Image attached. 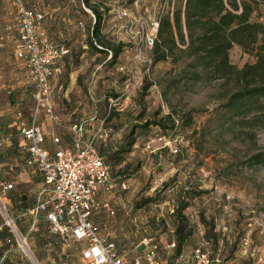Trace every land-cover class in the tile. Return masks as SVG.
<instances>
[{
	"label": "rangeland",
	"instance_id": "1",
	"mask_svg": "<svg viewBox=\"0 0 264 264\" xmlns=\"http://www.w3.org/2000/svg\"><path fill=\"white\" fill-rule=\"evenodd\" d=\"M97 1L111 8L106 14L103 33L113 44L124 43L117 58H111V52L89 48L87 37L94 19L90 9L83 13L76 0H28L30 7L40 5L38 9L45 13L42 30L53 41L70 47L69 54L59 62L61 72L51 80L60 116L67 107L63 90L67 85L73 89L74 105L84 111L79 118L91 116L94 103L97 104V109L101 108L100 118H111L104 126L115 138L133 124L160 118L172 110L194 111L193 124L187 127L167 132L155 125L137 128V142L127 162L132 168L137 165L139 170L124 180L126 187L121 182L106 193L115 214L102 209L93 220L104 236L117 243L127 264H133L140 253L138 244L147 237L158 242L164 256L180 264H190L193 249L178 260L167 245L171 241L178 189L189 183L198 188L202 185L210 190L202 195L204 206L214 207L220 219L216 223L221 228L227 227L226 240H221L219 247L210 244L214 264H264V165L247 163L250 154L264 151V125H237L236 129L231 124L223 126L217 115L208 112L220 103L223 79L204 75L197 79V73L203 69L190 65L185 54L180 60L152 62V48L145 39L152 32L151 22L161 14L164 0ZM255 6V18L264 19V4ZM18 26L13 2L0 0V42L9 35L5 45H0V103L8 102L10 125L17 130L20 120L29 123L35 106L34 85L26 80L24 61L15 55ZM230 59L238 67L255 61L254 55L236 45L230 51ZM148 84L151 86L145 90ZM19 109L24 113L22 119L16 117ZM2 110L0 113L6 114ZM43 121L46 130L51 131L54 124ZM250 129L255 130L253 138L247 134ZM55 130L66 145L71 144L67 130L58 127ZM163 137L171 142L166 145ZM1 154L7 162L13 161L17 152L5 149L0 150ZM24 170L34 168L20 169ZM17 174L10 176L14 180L13 189L22 190L30 197L34 194L32 183L21 184L15 177ZM157 189L163 190L164 200L136 207ZM0 195L9 213L16 214L18 209L12 208L10 192L5 195L0 187ZM3 216L0 211V222ZM40 221L28 235L36 260L73 259L88 264L81 256L79 244H69L51 235L46 219L42 216ZM30 222L25 218L19 225L29 223L30 227ZM202 238L200 235L197 243ZM51 247L57 251H50Z\"/></svg>",
	"mask_w": 264,
	"mask_h": 264
},
{
	"label": "trees",
	"instance_id": "2",
	"mask_svg": "<svg viewBox=\"0 0 264 264\" xmlns=\"http://www.w3.org/2000/svg\"><path fill=\"white\" fill-rule=\"evenodd\" d=\"M26 3L28 5L27 0ZM76 3L83 13H87L90 9L95 14L87 37L89 48L106 53L111 52V58H117L124 49V43L113 44L107 39L102 30L106 14L110 12L111 8L104 2L97 0H76ZM258 3L264 4V0H174L173 10L165 9L164 12L161 11L160 27L151 50L153 56L152 62L158 63L173 58L180 60L184 58L183 55L185 54L189 59L190 65L203 69V72L197 73V79H200L202 75L208 76L209 79H223L224 87L222 89L223 94L219 98L220 103L212 110H208V112L217 115L223 126L231 124L230 127H234V129H236L237 125L242 127L247 125L255 127L261 124L264 125V19L255 18L254 16L256 10L255 4L257 5ZM7 37L9 35L3 37L0 45H5ZM235 45L241 47L244 52L254 55L255 61L246 62L242 67H238L232 63L230 51ZM66 46L69 47L68 45ZM59 62L57 64L58 67H60ZM150 86L149 84L145 85L144 89L146 90ZM143 93L145 94L146 92L144 91ZM193 111L194 109L188 112L172 110L160 118H149L141 124H133L127 132L123 133L122 136L116 137L113 142H110V138L114 136V133L105 127L108 130L107 137L99 140L96 144L99 153L110 166L113 179L117 183L124 182L125 179L133 177L139 170L137 165L132 168L131 164L127 162V156L133 151L137 142V128H147L150 125H155L160 127L164 132H167L181 128V126L187 127L193 124ZM23 116V110L19 109L16 111L17 118L22 119ZM44 119L48 120L44 114H41L39 123L44 127L45 131ZM110 119L108 116L103 118V124H106V121ZM89 122L88 120V124ZM10 124L11 121L7 126L8 128H4L6 131L0 129V138L11 141L0 147V150H14L17 154L13 161L7 162H4L6 160L4 155H0V187L3 192L2 183L13 182V187L3 194L8 195L10 192L9 197L12 208L18 209V211L16 214H9L16 218L34 206L38 199L39 191L36 195L33 194L27 197L22 190L13 189L14 180L10 176L18 173L15 176L18 179L21 173L20 169L23 167H31L37 173L41 175L42 173L36 165H27L25 162L27 154L22 149L26 145V141L21 132V124L18 126V130L11 128L12 125ZM55 127L67 130L71 134L69 124L66 123V126L53 125L51 130L53 142L60 144L62 140L56 132ZM254 131V129H250L247 134L253 138L255 136ZM55 137L59 138V142L55 141ZM71 137L72 142L69 146H60L58 149L73 147L72 134ZM45 142L46 131L43 145L47 148ZM247 163L251 165H264V151H255L250 154L247 158ZM12 166L13 169H11ZM41 179H44L43 175L42 178L38 177L39 181ZM24 183L22 182L21 184ZM189 184L178 189L172 213L173 229L169 243L175 242V246L170 249H172L173 258H178V260H180V256L185 255V250L193 243L197 230L198 223L193 222L187 213V209L191 206V200L196 196H202L210 192L208 189L198 188L195 185L189 186ZM162 191V189H157L153 195L147 196L139 204L137 203L136 207L140 208L145 204L164 200ZM100 210H97L94 215ZM42 215L45 218V215ZM216 217L218 216L209 215L205 211H201L199 223L205 229L202 235L203 238L208 240L209 244L213 242L219 247L221 240L223 242L226 240L227 232L217 230ZM163 221L165 222V220ZM3 223L4 220L0 222V225ZM6 227V225H3L0 229V234L4 233ZM197 245L198 243L196 242L193 250ZM117 250L124 257L119 251L118 246ZM232 252L234 251L232 250ZM165 257L172 263H175L169 256Z\"/></svg>",
	"mask_w": 264,
	"mask_h": 264
},
{
	"label": "built area",
	"instance_id": "3",
	"mask_svg": "<svg viewBox=\"0 0 264 264\" xmlns=\"http://www.w3.org/2000/svg\"><path fill=\"white\" fill-rule=\"evenodd\" d=\"M11 1L16 6L19 22L16 58L24 61L26 80L35 88V106L30 121L26 123L22 119L21 122V132L26 141L22 151L27 154L26 164L36 165L44 178L36 203L22 216L30 214L38 217L44 214L49 232L69 244H79L81 256L88 264H127L118 252L116 242L104 236L100 226L93 220L94 213L100 209L115 214L109 199H99L100 191L111 192L119 185L96 144L107 137L108 130L102 124L92 137L86 138L88 119H79L69 124L73 147L60 148L55 152L44 147L45 131L39 123L41 114L56 126H66L56 110V95L51 80L56 73L61 72L57 64L69 54L70 48L65 44H57L42 30V11L29 7L26 0ZM173 8L174 0H165L162 12ZM92 16L95 18L93 12ZM160 17L151 22L152 32L145 39L151 48L158 34ZM55 141L59 142V138L55 137ZM8 142L11 141L0 138V147ZM170 142L166 139V145ZM2 185L4 193L13 187V182H4ZM121 185L126 187L125 182ZM0 211L4 215L0 229L3 225L9 227L21 251L35 261L28 236L19 232L17 220L9 214L3 200ZM174 246L175 242L167 245L168 248ZM137 249L140 253L134 258V264H180L172 263L165 257L153 238H144ZM192 254L190 264H213L210 244L205 238H202ZM34 264L39 263L35 261Z\"/></svg>",
	"mask_w": 264,
	"mask_h": 264
},
{
	"label": "crops",
	"instance_id": "4",
	"mask_svg": "<svg viewBox=\"0 0 264 264\" xmlns=\"http://www.w3.org/2000/svg\"><path fill=\"white\" fill-rule=\"evenodd\" d=\"M27 2H28V0H27ZM39 6L40 5L36 4L35 5L36 9L40 8ZM57 44H63V43H57ZM63 90L65 92L64 97H66V103H67L66 106L67 107L63 111V116H61V118L67 124L75 122L79 119H84V118L86 119L87 118L90 122L87 126V129H86V137L90 138L92 136V134L95 132V130L100 128L101 125L103 124V120L100 118L101 108L98 110L97 104L94 103V106H93L94 110L91 111L92 115L89 117L79 118L80 116H83L84 111L79 106L74 105L75 100H73V98H71L73 89H70L69 86L67 85L66 87H64ZM7 104H8V102L7 103H0V109H3L2 111L6 112V110H8ZM10 121H12V116H9L8 112H6V114L0 113V129H2V130L7 129L8 128L7 126L9 125ZM45 131H46L45 145L49 150H51V152H55V150H57L58 147H60V146H69V145H66L64 143L65 140L62 141V143H60V144L53 142L52 132L47 131V130H45ZM115 139L116 138L114 135L110 138V142H113ZM29 168H31V167H29ZM38 177L42 178V175L40 173L38 174L34 170L33 171L32 170L31 171L24 170V171H21V173L19 174L18 181L21 183L22 182L23 183L24 182H31L32 186H33V193L36 195L37 192L39 191V188H40L42 182H43V179H41L39 181ZM191 185H192V183L189 184V186H191ZM199 187L203 188L202 185H200ZM106 193H109V192H105L103 190L100 191L99 199L100 200H103L102 198L107 199L108 197H106ZM202 197L203 196L194 197L191 200V206L187 209V213L191 217L192 221L197 222L198 225H197V230L195 232V239H194L193 243L189 247H187V249L184 252L185 254L187 252H191V250L194 248V244H196V242H197L198 236L203 235V233H204V230H205L204 226L201 223H199L200 212L205 211L206 214L216 215V210L214 207L208 208V206H206V205H205L206 207L204 206V204L202 202L203 201ZM42 216L43 215H41L39 217H34L30 214H26L25 216L21 215V216L16 217L17 218V227L19 229V232L24 233L28 236L30 231H32L33 229H36V225L41 224L40 218ZM25 218L29 219L31 221L30 227H29V223H27V225L22 224V223H21V225H19V221H21L22 219H25ZM215 219H216V221L220 220L217 217ZM225 229H227L226 226H222V228H221L220 225L217 224V230L225 231ZM49 250L54 251V252L57 251L56 248H54V247H51ZM183 257L184 256L182 255L179 257V259H183ZM38 260L35 259V261L38 262L39 264H80L79 262H77L76 260H73V259H70V260H62V259L43 260L42 259L39 261ZM35 261L28 258L21 251V249L19 248L18 243L14 237L13 232L11 231V229L9 227H6L4 230V233L0 234V264H34Z\"/></svg>",
	"mask_w": 264,
	"mask_h": 264
},
{
	"label": "bare ground",
	"instance_id": "5",
	"mask_svg": "<svg viewBox=\"0 0 264 264\" xmlns=\"http://www.w3.org/2000/svg\"><path fill=\"white\" fill-rule=\"evenodd\" d=\"M35 259V258H34Z\"/></svg>",
	"mask_w": 264,
	"mask_h": 264
}]
</instances>
